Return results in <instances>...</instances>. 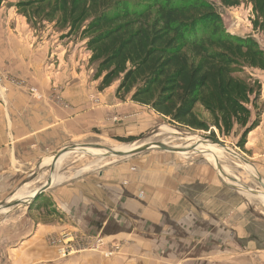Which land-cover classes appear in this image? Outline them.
Returning <instances> with one entry per match:
<instances>
[{"label":"rangeland","instance_id":"1","mask_svg":"<svg viewBox=\"0 0 264 264\" xmlns=\"http://www.w3.org/2000/svg\"><path fill=\"white\" fill-rule=\"evenodd\" d=\"M209 1L215 3L228 33L244 37L251 36L264 50V34L253 29L252 5L247 0H243L240 6L229 8L223 6L219 0ZM62 34L51 23H44L42 27H32L27 23L25 17L17 13L14 6H9L7 2L0 3V70L3 77L2 83H0V88H3L0 89V102H5L9 87L28 86L31 87V93H36L32 79L36 78L35 73L37 72L33 70L31 63L37 53L35 46L41 39H52L53 42L63 46L65 61L68 63L67 65L63 64V67L65 69L73 68L81 73L89 89L92 86L97 90L99 82L93 79L94 69L89 63L91 54L86 50L85 43L76 39L75 36L61 38ZM51 55L55 54L51 52ZM55 57L57 63L48 72L59 67L60 63L57 56ZM45 60V67L47 68L49 63L55 62V59L52 61L49 60V57ZM244 77L258 79L262 85L260 123L262 124L264 122V71L247 70ZM117 85H113L115 92ZM197 111L202 117L206 116L202 108L199 107ZM128 112V116L132 114L133 116L127 121L124 115L113 120L114 125L120 129L119 134L110 136L105 131L106 129L103 132L95 129L93 134H89L85 139L71 143L65 147L67 149L61 154L71 153L61 163L55 164V170L54 166L46 167L32 177L34 182L32 188L35 186L39 188L44 185L51 174L62 175L61 182H74L81 177L85 178L91 174H98L104 169L121 165L126 161H133L140 168L169 165L184 168L185 174L190 177L207 178L209 176L212 179L214 177L217 212L218 209H222L223 205L227 210L228 202L231 206H236L242 201L247 202L250 207L248 215L251 219L248 226L251 235L249 240L257 242L258 247L264 246V201L261 198V194H264V187L259 181L261 176L258 171V159L251 155V152H244L237 146L240 133L225 137L216 130V137H214L210 131L174 125L147 107ZM166 127L175 130L176 134L166 132ZM130 136H134L136 139L131 142L117 140V137L126 138ZM213 139L221 144L215 146L219 150L216 151L217 160L209 157L206 154V149L200 147L203 141L213 144ZM119 144H135L137 146L164 144L184 151L193 146L197 147L189 152H172L154 147L130 157H117L109 149ZM91 149H101L106 155L96 156L90 151ZM99 159L102 160L99 161ZM222 182L225 183L226 187ZM18 188L7 191L5 196L0 197V205H10L11 197L20 190ZM204 188L205 185L197 183L186 184V187H182L189 193V196L193 192L194 194H202L205 192ZM210 192L212 191L210 190ZM45 193L40 194L30 204L21 202L20 205L7 208L6 212L0 213V264H10L8 259L10 258L12 261L18 256L21 257L23 264H65L64 261L67 259V264H75L73 258L77 255V250H81L82 261L86 264H99L103 260H116V258L124 264H256V256L251 253L228 255L217 253L215 260L212 261L196 260L192 254L184 253V251L178 254H168L166 253L167 249H165V237H179L183 241V245L191 242L190 238L185 239L186 236L191 235L189 229L183 228L182 225L185 223L181 222L179 225L175 221H146L143 218L142 207L141 209L137 207L136 213L126 210L124 206L126 200L120 202L123 204L120 210L117 209L116 205H113L115 208L114 219L108 221L106 226L101 229L100 221L91 220V215L86 222L78 219V213L74 217L76 221L68 218L64 214L65 212H59L52 205L54 203L46 198ZM142 195L143 192H140L136 196V199L141 203H143ZM94 209L96 210V208ZM103 210H105V215L111 211L106 207ZM93 217H99L98 211L94 213ZM39 220L55 225L57 231L48 237L33 242L32 236ZM180 243L182 242L179 241ZM6 245L13 248L22 246L23 253H19L21 255L14 254L10 257V255H6L3 249ZM170 245L175 247V245ZM186 245L185 249L190 248ZM34 247L36 250L39 247L40 249L43 247L54 249L56 251L55 258L49 260L45 254L37 260L32 255ZM226 258L227 260L224 261Z\"/></svg>","mask_w":264,"mask_h":264},{"label":"crops","instance_id":"2","mask_svg":"<svg viewBox=\"0 0 264 264\" xmlns=\"http://www.w3.org/2000/svg\"><path fill=\"white\" fill-rule=\"evenodd\" d=\"M62 47L52 39H41L35 46L37 53L31 63L37 72L33 71L36 78L32 79L36 93H31V87L28 86L9 87L5 102H0V197L20 185L18 189L26 185L28 190L40 189L43 185L32 188V177L41 169L53 167L57 152L75 141L85 139L95 129L101 132L106 129L110 136L119 134L120 129L114 125L113 120L124 115L127 121L133 116H128V111L143 108L130 100H119L114 86L103 91L92 86L89 89L81 73L63 67V64L68 63ZM51 52L55 55H51ZM55 56L60 63L59 67L48 72L57 63ZM48 57L52 61L55 59V62L49 63L47 68L45 59ZM247 149L258 159V171L264 181V122L250 133ZM57 183L54 182L47 189L45 196L59 212H65L72 220H75L77 213L82 222L89 220L91 215V220L100 221L102 229L108 221L114 219L113 205L120 210L123 206L120 202L126 200V210L136 213L137 207H142L146 221H175L179 225L185 223L183 228L189 229L191 233L185 237L187 240L190 238L191 242L185 245L190 248L185 249L179 237L167 236L164 242L168 254L184 251L192 254L196 260L212 261L217 253H251L256 256V264H264V246L258 247L257 242L249 240V204L242 201L231 206L228 202L227 210L223 205L217 212L214 177L194 178L185 174L184 168L170 165L140 168L133 161H126L74 182ZM195 183L205 185V192H193L189 196L182 187ZM222 184L226 187L224 182ZM140 192H143V203L136 199ZM31 202L30 199L28 202L23 201V204ZM104 207L111 210L109 214L105 215ZM97 211L100 218L93 217ZM55 231V225L39 220L32 240L39 241ZM179 241L182 243L179 244ZM3 249L10 257L23 253L22 246L13 248L6 245ZM80 251L77 250L73 261L75 264H86L82 261ZM55 252L50 247H39L37 250L34 247L32 255L39 260L41 255L46 254L50 260L55 258ZM8 262L23 264L20 256L12 261L9 258ZM99 264L124 263L116 258L103 260Z\"/></svg>","mask_w":264,"mask_h":264},{"label":"trees","instance_id":"3","mask_svg":"<svg viewBox=\"0 0 264 264\" xmlns=\"http://www.w3.org/2000/svg\"><path fill=\"white\" fill-rule=\"evenodd\" d=\"M225 7L243 0H219ZM252 5L253 29L264 34V0ZM32 27L54 24L61 38L85 43L93 79L170 123L216 137H248L261 123L262 85L244 77L264 71V50L251 36L228 33L209 0H0ZM66 32V33H65ZM206 113L202 117L198 108ZM136 137H117L121 142Z\"/></svg>","mask_w":264,"mask_h":264},{"label":"bare ground","instance_id":"4","mask_svg":"<svg viewBox=\"0 0 264 264\" xmlns=\"http://www.w3.org/2000/svg\"><path fill=\"white\" fill-rule=\"evenodd\" d=\"M170 127V126H169ZM165 131L168 132V133H171V134H176V131L173 130V129H170V128H165ZM178 133V132H177ZM164 134V133H163ZM196 137V136H195ZM194 138V137H192ZM213 141V140H212ZM207 141H203V143L200 144V147L202 148H205L206 149V154L211 157V158H214L215 160H217V155H216V151H219L217 150L218 147H215L216 145H221L219 142H216V141H213V144L212 143H208ZM143 146V145H142ZM141 146H137L135 144L133 145H125V144H119L117 146H115L113 149L114 150H117V151H130V150H133V149H137ZM153 147H160V148H163V146L161 144H155V146ZM197 146H193L189 149H185L182 150L180 148H177V149H180L181 152H189L193 149H196ZM77 148V147H76ZM82 148V147H81ZM94 155H106L105 152H103V150L101 149H91L90 150ZM71 152H66V153H63V154H59L56 161L53 162V165H54V170H55V164H59L62 162L63 159H65L66 157L69 156ZM113 154V153H112ZM102 159H99V161H101ZM98 161V162H99ZM97 162V161H96ZM95 164V163H94ZM63 177L62 175H56V176H52V185L54 182H60L62 181ZM37 190H28V185L22 187L20 190H18V192L13 196L11 197L10 199V203H23L24 202H28L30 199L31 201H33V197L34 195L36 194ZM261 198L262 200L264 201V194H261ZM16 200V201H15ZM18 200V201H17ZM22 200V201H21ZM7 211V208H3V209H0V213L1 212H6Z\"/></svg>","mask_w":264,"mask_h":264},{"label":"water","instance_id":"5","mask_svg":"<svg viewBox=\"0 0 264 264\" xmlns=\"http://www.w3.org/2000/svg\"><path fill=\"white\" fill-rule=\"evenodd\" d=\"M213 141H216L217 142V140H215V139H213ZM161 145L163 146L162 149H166V150L172 151V152H181V150L180 149H177L176 147H168V146H166L164 144H161ZM222 146H224V145H222ZM152 148H154V147L151 144H147V145H143V146H141V147H139L137 149H133V150H130V151H117V150H114L113 148H111L109 150L111 151V153H113L114 156H117V157H130V156H133V155L142 153L144 151L150 150ZM66 149H63V150H61V151H59V152H57L55 154V156H54V162L56 161L58 155L61 154V152L64 151V150H66ZM259 181H260L261 185L264 187V181L261 178L259 179ZM51 186H52V174L48 177V180L45 182V184L42 187H40V189L37 190V192L34 195V197H33L32 200H34L35 198H37L40 194L45 193L47 191V189L50 188ZM15 205H20V203H11L10 205H7V206L0 205V209L10 208V207H13Z\"/></svg>","mask_w":264,"mask_h":264},{"label":"built area","instance_id":"6","mask_svg":"<svg viewBox=\"0 0 264 264\" xmlns=\"http://www.w3.org/2000/svg\"><path fill=\"white\" fill-rule=\"evenodd\" d=\"M2 80H3V77H2V73H1V70H0V83H2ZM0 89H3V88H0ZM5 90V89H4ZM1 92V91H0Z\"/></svg>","mask_w":264,"mask_h":264}]
</instances>
